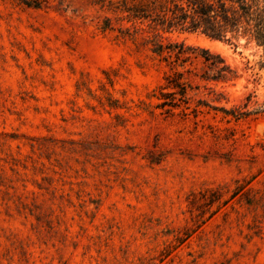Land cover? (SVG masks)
<instances>
[{
	"label": "rangeland",
	"instance_id": "374dc122",
	"mask_svg": "<svg viewBox=\"0 0 264 264\" xmlns=\"http://www.w3.org/2000/svg\"><path fill=\"white\" fill-rule=\"evenodd\" d=\"M121 15L0 0V264H264L261 50Z\"/></svg>",
	"mask_w": 264,
	"mask_h": 264
},
{
	"label": "trees",
	"instance_id": "16d2710c",
	"mask_svg": "<svg viewBox=\"0 0 264 264\" xmlns=\"http://www.w3.org/2000/svg\"><path fill=\"white\" fill-rule=\"evenodd\" d=\"M106 1L109 11L120 12L119 19L130 24L123 27V32L146 34L153 42L155 55L177 48L162 44L160 32L198 33L232 46L241 38L261 50L257 65L264 70V0H98V3ZM182 53L181 48L177 54ZM215 58L219 61H213ZM204 61L207 68L216 70L222 78L232 72L218 56L209 54ZM170 87L182 93L180 84L172 83Z\"/></svg>",
	"mask_w": 264,
	"mask_h": 264
},
{
	"label": "bare ground",
	"instance_id": "6f19581e",
	"mask_svg": "<svg viewBox=\"0 0 264 264\" xmlns=\"http://www.w3.org/2000/svg\"><path fill=\"white\" fill-rule=\"evenodd\" d=\"M218 43V42H217Z\"/></svg>",
	"mask_w": 264,
	"mask_h": 264
}]
</instances>
